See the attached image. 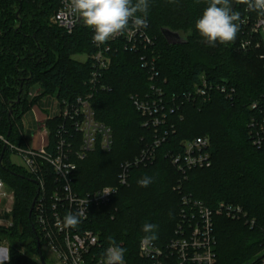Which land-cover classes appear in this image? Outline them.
<instances>
[{
	"label": "trees",
	"instance_id": "obj_1",
	"mask_svg": "<svg viewBox=\"0 0 264 264\" xmlns=\"http://www.w3.org/2000/svg\"><path fill=\"white\" fill-rule=\"evenodd\" d=\"M135 2V0H133ZM208 0H148L147 35L153 41L150 49L156 55L154 83L165 102L175 96L179 103L158 128L144 126L143 117L135 111L131 97H144L153 82L141 67V52L112 50L111 62L92 97L95 120L112 131L113 146L109 152L94 150L76 163L71 187L77 197L103 187L118 186L119 166L132 162L156 137L164 139L145 165L130 168L128 186H120L109 203L91 207L81 230H90L101 255L111 241L125 249L126 264H146L138 254L145 236L142 226L158 225L157 247L164 246L174 235L182 197L202 202L213 212L216 264H248L264 251V141L254 146L250 123L258 120L264 108V61L253 54L236 50L235 42L210 46L195 29ZM59 0H0V134L11 144L26 147L23 115L38 99L28 101V92L36 85L40 96H52L59 103L73 101L87 91L85 82L94 53L91 29L81 23L71 33L50 25L49 20ZM241 16L247 7L235 4ZM140 15V14H138ZM185 35V43L170 44L162 30ZM117 46V45H116ZM149 50H145L150 60ZM85 54L86 62L72 59ZM233 88L232 98L213 92L207 102H192L183 94L192 92L200 79ZM62 118L45 121L49 141L54 139ZM208 137L210 167L194 168L182 174L171 163V157L182 153V143ZM0 141V180L14 195L9 215L12 226L0 228V244L6 239L10 260L6 264H39L41 241L28 216L37 195L31 177L21 173L5 160L9 152ZM151 177L152 183L141 187L138 180ZM238 206L243 218L230 220L218 208ZM1 246V245H0ZM24 252L21 253L20 250ZM42 255V252H41ZM44 259V258H43ZM165 264H177L168 258Z\"/></svg>",
	"mask_w": 264,
	"mask_h": 264
},
{
	"label": "built area",
	"instance_id": "obj_2",
	"mask_svg": "<svg viewBox=\"0 0 264 264\" xmlns=\"http://www.w3.org/2000/svg\"><path fill=\"white\" fill-rule=\"evenodd\" d=\"M65 12L66 0H59V6L50 18V25L71 34L83 22L78 21L69 25L65 19ZM241 19L243 23L240 24L236 50L242 54H253L257 59L264 61V16L246 7ZM93 35L94 30L91 29L94 53L90 57V72L85 82L87 91L73 101H64L62 104L57 101V116L63 121L56 127L53 141H49V133L44 124L41 131L38 130L32 135L39 138L40 146L37 148L31 147L26 142V147L11 145L0 134L4 148H8L9 152L15 153L22 159L26 175L33 179L37 187V195L31 211L34 215V223L42 246L48 248L49 254L59 264H100L105 250L101 255L94 253L99 245L98 237L92 231L81 230L80 227L65 229L62 223L63 217L67 212L75 213L78 208L83 207L87 211L86 218L82 219L84 221L88 218L91 207L99 208L109 203L120 186H128L130 168L151 161L154 151L164 140L156 137L153 144L142 150L132 162L121 164L117 175L118 186L103 187L83 197H77L73 193L70 183L76 163L85 160L94 150L106 153L113 146L111 129L97 122L92 110V97L98 88H103L100 79L110 66L111 51L119 49L134 53L142 51L141 67L149 71V81L153 83L148 94L143 98L133 96L131 102L135 111L143 117L144 126H151L155 129V133H158L157 130L166 120L167 115L174 113L179 103L175 96L165 102V97L154 83V77L157 75L154 68L156 55L154 50L150 49L153 41L147 35V26L137 30L130 23L129 29L123 34L99 46L93 42ZM145 50H149L150 60L146 58ZM200 80V84L192 92L183 94L184 99L192 102L197 100L207 102L213 92H218L225 98H232L235 95L233 88L213 85L203 78ZM251 107L253 110L261 109L260 114H264V108L255 102ZM250 128L249 134L254 135L252 144L254 146L261 144L264 141V115L258 120L252 119ZM209 145L208 137L185 141L182 143V153L173 155L171 163L183 175L194 168L210 167ZM56 164L61 166L59 171ZM2 200L6 202L4 206ZM13 200V192L8 191L4 182L0 180V228L2 229L12 226L9 215L14 205ZM218 208L230 220L243 218L241 207L220 204ZM212 217L213 212L202 202L193 200L189 196L182 197L173 238L161 247H157L153 242L144 246L141 239L138 254L146 264H165L168 258H175L177 264H216ZM248 264H264V251Z\"/></svg>",
	"mask_w": 264,
	"mask_h": 264
},
{
	"label": "clouds",
	"instance_id": "obj_3",
	"mask_svg": "<svg viewBox=\"0 0 264 264\" xmlns=\"http://www.w3.org/2000/svg\"><path fill=\"white\" fill-rule=\"evenodd\" d=\"M244 4L250 11L264 16V0H208L202 15L195 21V29L210 46L216 43L228 44L235 42L243 23L241 14L233 10L232 3ZM149 11L148 0H66L65 19L69 25L82 21L85 26L94 30L93 42L99 46L116 38L129 29L130 23L137 30L147 26ZM140 14V15H138ZM57 170L60 165L56 164ZM152 183L151 177L138 180L141 187ZM105 193H109L105 191ZM86 208H78L75 213L67 212L63 217L65 229H77L83 218H86ZM158 225L145 223L142 231V245H150L157 239ZM110 246L105 250L100 264H125V249L116 245L112 238ZM10 260V250L0 248V264Z\"/></svg>",
	"mask_w": 264,
	"mask_h": 264
},
{
	"label": "rangeland",
	"instance_id": "obj_4",
	"mask_svg": "<svg viewBox=\"0 0 264 264\" xmlns=\"http://www.w3.org/2000/svg\"><path fill=\"white\" fill-rule=\"evenodd\" d=\"M50 23V20H49ZM180 37L184 38L185 35H181L178 34ZM87 56L85 54H81V55H74L72 56V59L78 62H86L87 61ZM33 88L30 89V91L28 92V101H33L35 99H38L37 103L35 105H33L27 112L26 114H24L23 116H25V120L28 123V133H27V140H28V144H30L31 147L37 148L40 146V142H39V138L36 136H30V132L35 131L33 128V125L35 123V119L41 121L42 118L46 117L47 115H50L52 112H55V108L56 105H54L52 99V96H40L41 93V89L39 87H37L36 85L32 86ZM44 97V98H43ZM41 98V99H40ZM40 100V101H39ZM24 119V117H23ZM23 119H22V123H23ZM36 130H40L41 131V124L39 123L38 126L36 127ZM23 132V136H24ZM5 160L9 161L11 163L12 166H15L21 173H25L24 171V163L22 161V159H20L15 153L12 152H8L5 155ZM26 174V173H25ZM8 191H11L8 188ZM12 192V191H11ZM2 206H4V204L6 203L4 200H2ZM1 247L0 248H9V245L6 241V239H3V241L1 242ZM21 253L24 252L23 249L20 250ZM41 252H42V258H44V262L45 264H59L57 262V260L52 257V255L49 254L48 248L45 246H41ZM260 253H262V251H260ZM260 253H258L255 256H259ZM34 259V261L40 263V258L38 257H34V255H32V257ZM7 263V262H6Z\"/></svg>",
	"mask_w": 264,
	"mask_h": 264
},
{
	"label": "water",
	"instance_id": "obj_5",
	"mask_svg": "<svg viewBox=\"0 0 264 264\" xmlns=\"http://www.w3.org/2000/svg\"><path fill=\"white\" fill-rule=\"evenodd\" d=\"M232 8L233 10H235V3L233 2L232 3ZM162 36L164 39H167V41L170 43V44H181V43H185L186 42V38H182L178 35V33H174V32H171L169 29H166V30H162ZM5 150V148H4ZM4 150L2 151V155H3V152ZM1 159V157H0ZM34 200L30 206V210L28 212V216L31 217V211H32V208L34 206ZM38 258H40V263L41 264H45L44 262V259L42 258V255H41V250H40V247H39V244H38Z\"/></svg>",
	"mask_w": 264,
	"mask_h": 264
},
{
	"label": "crops",
	"instance_id": "obj_6",
	"mask_svg": "<svg viewBox=\"0 0 264 264\" xmlns=\"http://www.w3.org/2000/svg\"><path fill=\"white\" fill-rule=\"evenodd\" d=\"M44 98V97H43ZM41 99V98H40ZM40 101V100H39ZM52 101H53V103H54V105H56V110H55V112H52L50 115H47L46 117H44V118H42V120L41 121H39V120H37V119H35V123H34V125H33V128H34V130L35 131H31L30 132V136L31 135H33V133H35V132H37L38 130H36V127L38 126V124L40 123L41 124V127H43V124H44V122L47 120V119H52V118H55V116H57V113H58V100H56V98H55V96L53 97V99H52ZM28 123L26 122V120H25V116H24V119H23V130H24V138H25V142L28 144V140H27V133H28Z\"/></svg>",
	"mask_w": 264,
	"mask_h": 264
}]
</instances>
